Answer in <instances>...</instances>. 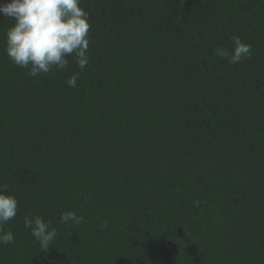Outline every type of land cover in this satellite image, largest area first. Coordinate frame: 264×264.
<instances>
[{
  "label": "trees",
  "instance_id": "1",
  "mask_svg": "<svg viewBox=\"0 0 264 264\" xmlns=\"http://www.w3.org/2000/svg\"><path fill=\"white\" fill-rule=\"evenodd\" d=\"M81 6L89 64L37 77L0 15V185L18 200L0 264H264V0ZM235 35L252 54L230 64L215 50Z\"/></svg>",
  "mask_w": 264,
  "mask_h": 264
},
{
  "label": "clouds",
  "instance_id": "2",
  "mask_svg": "<svg viewBox=\"0 0 264 264\" xmlns=\"http://www.w3.org/2000/svg\"><path fill=\"white\" fill-rule=\"evenodd\" d=\"M82 0H8L0 4V15L12 21L5 33V54L16 66L27 68V75L37 77L48 74L53 68L63 70L69 66V57H74L79 69L89 64L90 44L89 13L81 6ZM233 47H218L215 52L230 64L250 58L251 45L238 35L232 37ZM80 73L67 79L75 88ZM18 212V200L7 187L0 185V244L14 242L12 231L4 225L14 219ZM75 211L61 213L60 222L79 225L83 221ZM24 226L39 242V250L47 252L54 247L57 231L38 215L26 216ZM106 227V224L102 225Z\"/></svg>",
  "mask_w": 264,
  "mask_h": 264
}]
</instances>
